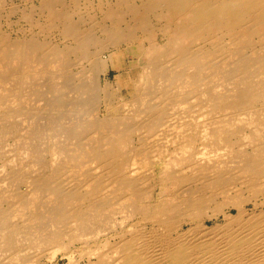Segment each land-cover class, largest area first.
<instances>
[{
	"label": "bare ground",
	"instance_id": "obj_1",
	"mask_svg": "<svg viewBox=\"0 0 264 264\" xmlns=\"http://www.w3.org/2000/svg\"><path fill=\"white\" fill-rule=\"evenodd\" d=\"M21 11L35 30L0 17V264H264V0Z\"/></svg>",
	"mask_w": 264,
	"mask_h": 264
},
{
	"label": "rangeland",
	"instance_id": "obj_2",
	"mask_svg": "<svg viewBox=\"0 0 264 264\" xmlns=\"http://www.w3.org/2000/svg\"><path fill=\"white\" fill-rule=\"evenodd\" d=\"M37 1V2H36ZM31 2V3H30ZM1 4H0V8L1 7H4L5 9H0V14H1V21H3V24H4V26L5 27H8V28H10V27H13V31H14V34L16 35V34H22L23 33V30H24V32H28L29 33V30H35L36 29V27L34 26V25H32L31 24V21H29V20H27L26 18L25 19H23V18H20V15L22 14V11L21 10H23V8L25 9V8H29V6H32L33 5V3H35L36 5H39V3H40V0H2V2H0ZM2 3L4 4V6L2 5ZM14 3V4H13ZM16 3V4H15ZM26 3H27V6H26ZM30 3V4H29ZM12 4V5H11ZM2 5V6H1ZM15 5V6H14ZM9 6V7H8ZM12 6V7H11ZM24 6H26V7H24ZM22 7V8H21ZM7 8H9V9H7ZM19 8H21V9H19ZM13 11V12H11V11ZM5 11L7 12V13H9V16H8V14L7 13H5ZM10 11V12H9ZM13 13V14H12ZM3 15V16H2ZM12 16V17H11ZM15 16V17H14ZM5 17H7V18H5ZM4 19V20H3ZM6 19V20H5ZM18 19V20H17ZM10 20H12L11 22V24H12V26L10 25V27L8 26V23L7 22H9L10 23ZM24 20V21H23ZM26 21V22H25ZM6 22V23H5ZM15 22V23H14ZM33 23H35V22H33ZM24 24V25H23ZM32 25L31 27H30V25ZM20 25H21V27H20ZM18 26L20 27V29L21 28H23V29H21V31L20 30H18V29H16V28H18ZM4 27V28H5ZM33 28V29H32ZM26 30V31H25ZM16 32V33H15ZM128 62L129 61H126V68L125 69H123L120 73H119V71L118 70H116V69H111L106 75H103V77L105 76V77H107L108 79H110V80H114L115 78H119L118 80L119 81H121V82H123L124 83V77H126L127 75H131V74H133V76H136V74H137V71H138V69L139 68H134V69H129L128 68ZM121 74H122V76H123V78L122 77H118V76H121ZM110 76V77H109ZM104 77V78H105ZM111 77H112V79H111ZM121 79V80H120ZM63 262V264H66V261L64 260V261H62Z\"/></svg>",
	"mask_w": 264,
	"mask_h": 264
}]
</instances>
